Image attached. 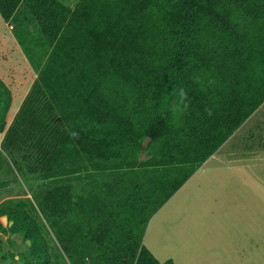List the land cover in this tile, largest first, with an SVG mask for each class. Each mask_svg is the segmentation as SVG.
<instances>
[{
	"label": "trees",
	"instance_id": "16d2710c",
	"mask_svg": "<svg viewBox=\"0 0 264 264\" xmlns=\"http://www.w3.org/2000/svg\"><path fill=\"white\" fill-rule=\"evenodd\" d=\"M88 1L80 0L74 10H69L52 0H0V11L5 19L14 20L18 28L16 36L22 45V39L30 36V33L21 36L23 30L20 24L23 25L26 18L31 17V21L34 20L40 30L48 34L54 30L59 33L61 28L47 66L36 79L2 142L3 149L12 156L21 177L48 174L52 169L62 173L88 166L103 168L134 164L138 156V153H134L135 147L139 148V156L143 151L142 154L157 161L187 158L203 163L214 153L216 146L222 145L232 129L229 132L224 130V137L214 139V147L208 148L201 156L176 152L181 142L196 135L199 122L202 128L207 124V118L202 122L198 118L207 109V104L196 110L197 116L190 118L183 115L174 119L168 115L170 104L166 100L175 82L186 74H201V69H196L203 67L202 61L198 60L200 67L191 66L188 69L189 57L199 59L204 56L203 61L211 57L217 70L224 75V83L234 84L236 78L247 72V87L251 91L244 106L246 113L239 118V122L255 110L264 98V25L250 36L249 43L243 41L248 54L242 55V62L234 54L236 40H243L247 33V28L238 20L237 10L240 4L254 0H103L102 7H106L107 13L123 8L124 18L118 25L107 24V18L104 22L92 21L94 14L89 10L94 7L90 4L91 0ZM81 30L84 38L78 39L80 45L74 48L72 42L78 38ZM82 54L89 58L85 65L80 60ZM141 54H146L145 58ZM65 57L74 58V61L65 63ZM55 73L64 75L61 80L65 83L58 90L48 79L49 75ZM68 82L73 85L69 92L75 94L71 102H75L74 111H78L80 106L82 110L76 116L90 121V129L85 130H90L91 137L82 138L84 129H73L70 124L73 121L69 119L71 115L64 113L69 104L68 98H59L58 94ZM190 88L195 89V86L191 83ZM95 89H102L110 96L94 94V98L85 99L86 95L80 94ZM110 98L115 104L107 102ZM139 106H148L149 113L156 106L159 109L143 124L142 131L132 133L130 128L124 130L121 120H126L128 113L136 116ZM116 109L127 111L116 115ZM241 110L235 113V117L239 116ZM228 121H223L226 124L221 125L222 129L227 128ZM169 122L170 127L166 126ZM114 129H121L124 136L107 137L108 132ZM102 137L107 141L104 138L101 142L97 141ZM133 156L135 160H132ZM194 171L162 173L164 176L158 179H165L163 185L151 189L145 186L146 179L143 177H153L155 173L107 177L113 181L121 178L122 189L127 188L130 195L134 193L137 196L144 191V202L137 207L131 221L109 222L111 233L119 236L115 242L116 249L94 237L97 229L91 227L90 224H94L91 217L70 215L68 210H62V202L58 203L56 209L50 208L49 202L41 195L44 188L55 192L57 188L62 190L60 186H63L77 201L83 188L74 185L73 181L40 187L34 191L33 199L57 235L70 264H160L141 248L146 226L143 224L145 210L150 204L155 207L168 201ZM97 179L108 180L104 177ZM74 190L75 195L72 194ZM9 213L19 214L23 220L27 218L25 212L10 210ZM109 214L119 219L117 213L114 215L110 211ZM109 214L106 210L102 211L100 219L107 220ZM29 224L36 239L44 243L34 221L29 220ZM82 226L85 227L83 231ZM110 227L106 229L109 231ZM88 230H91V234H86ZM99 230L102 231V228ZM68 233V238L63 239L62 236ZM76 234H81V238H76ZM164 264L173 263L168 261Z\"/></svg>",
	"mask_w": 264,
	"mask_h": 264
},
{
	"label": "rangeland",
	"instance_id": "374dc122",
	"mask_svg": "<svg viewBox=\"0 0 264 264\" xmlns=\"http://www.w3.org/2000/svg\"><path fill=\"white\" fill-rule=\"evenodd\" d=\"M172 1L170 0V2ZM90 4L94 8L87 7L90 8L89 13L94 14V19H92L94 22H104L107 18V24L118 25L124 18L123 8L107 13L106 7H102L103 0H91ZM237 12L241 25L247 28L245 38L236 40L237 45L234 46L236 59L242 62V55L248 54L245 52L243 41L249 43L250 36L257 33L264 25V2L258 3L254 0L248 4H240ZM55 31L48 34L39 30L36 37L39 42L36 45L40 53H26L27 56L33 55L31 65L25 63L24 59L21 58L22 53H19L18 50L12 47H8V50L0 49V70H3V85H5L4 87L0 82V264H70L57 235L50 228L33 199L34 191L40 187L57 186L60 183L71 181L74 185L82 187V193L77 201L76 197L69 195L63 186H60L62 190L57 188L55 192L44 188L41 195L49 202L50 208L56 209L58 203L62 202V210H68L70 215L74 213L85 218L91 217L94 224L90 225L93 230L97 229L94 237L100 238L107 246L110 245L114 248L119 236L111 233L109 222L112 223L114 220L118 222L121 220L131 221V218L136 214L137 207L144 202V191L138 193V197L134 193L130 195L126 191L127 188L122 189L121 178L113 181L107 177L155 173L153 177H143L146 179L145 186H149L151 189L163 185L165 179H158L164 176L162 173L195 170L192 177L188 179L189 181L187 180L168 201L155 207L153 204L148 205L143 223L146 226L141 241L143 245L141 248L147 250L160 264L168 261L173 264H181L180 261H184L183 259L191 261L190 257L193 260L196 254V228L202 227L205 220H212L214 217L213 214L210 215L212 213L211 204L214 203L209 197L218 196L217 194L220 193L219 196L226 198L228 190L224 191L218 188L240 186L242 181L254 183L256 180H261V185H264V98L255 110L239 122V118L246 113L244 106L251 91L247 87L249 82L247 72L246 75L236 78L234 84L232 82L230 84L224 83V75L217 70V65L211 57L205 58V61H203L204 56L199 59L189 57L188 69L191 66L200 67L198 60L202 61L203 67L196 69H201V74H186L175 82L166 100L167 104H170L168 115L174 119L183 115L190 118L197 116L196 110L207 104V109L198 116L201 122L207 118V124L202 128L199 122L196 135H191L188 140L181 142L176 152L182 151V154L185 155L201 156L208 148L214 147L212 142L214 139L220 136L219 140H221L224 137L222 134L224 130L229 132L232 129L222 145L216 146L213 150L214 153L212 152L213 154L203 163L187 158L175 161H157L153 160V157L150 158L142 154L143 151L139 156V148L135 147L134 153H138V156L136 160L134 156L132 157V160H135L134 164L112 165L103 168L88 166L62 173L52 169L48 174L21 177L15 169L16 163L12 156L6 149H3L2 142L20 112L23 102L36 83V79L41 76L47 66L48 58L61 34V28L59 33ZM0 38L3 39L1 40L2 45L10 46L5 33L0 34ZM80 38H84L82 30L75 41L72 42L69 37L67 39L73 43L75 48L80 45L77 43ZM141 55L145 58L146 54ZM34 56L38 57L35 59ZM80 60L82 65H85L89 58L83 55ZM73 61L74 58L70 57H65L64 60L65 63H72ZM63 77L64 75L55 73L49 75L48 79L58 90L65 83L61 80ZM191 83L195 89L190 88ZM141 84L144 86L143 83ZM72 86L68 82L64 90L58 94L59 98H68L69 104L64 109V113L71 115L69 119L73 121L70 123L73 129H84L81 132L82 138L91 137L90 130H85L90 129V121L76 116V114H81V106L75 112V102L71 104L72 97L75 95L69 92ZM80 94L86 95L85 99L94 98V94L95 96H110L102 89ZM107 102L115 104L111 98ZM70 105L72 106L70 107ZM158 109L159 106H156L149 113L148 106H139L136 116L134 113L133 115L128 113L127 119L121 120L123 129L130 128L132 133L142 131L143 124L147 122L151 114H156ZM240 109H242L241 113L235 117V113ZM124 111L127 110L116 109L115 113L118 115ZM226 119H229L227 128L222 129L221 125L226 124L223 122ZM166 126L170 127L171 122ZM106 136L113 139L116 136L122 137L124 135H122L121 129H114L109 131ZM103 138L107 141L105 137L97 141L101 142ZM248 172L259 174H247ZM258 176H261V179H258ZM103 177L108 180L97 179ZM93 178L96 179L87 181V179ZM72 194L75 195V190L72 191ZM140 198L142 199L140 200ZM214 199L216 203L217 199ZM222 202V200L218 201V203ZM10 210L25 212L27 218L23 220L19 214H10ZM104 210L108 214L110 211H113L114 215L117 213L119 219H114L109 214L107 220H101L99 215ZM29 220L34 221L37 230L45 241L44 243L38 238L36 239V234L30 227ZM85 224L88 226L87 223ZM207 224L210 227L212 222ZM100 227L102 231L99 230ZM106 227H110L109 231ZM83 229H85L84 226H82V231ZM63 232L67 233L66 230ZM88 233L91 234V230L86 231V234ZM80 235L76 234V238H81ZM68 236L69 233L62 237L65 239ZM209 238L210 236L207 237V239ZM47 256L48 258H46Z\"/></svg>",
	"mask_w": 264,
	"mask_h": 264
},
{
	"label": "crops",
	"instance_id": "0c3cea01",
	"mask_svg": "<svg viewBox=\"0 0 264 264\" xmlns=\"http://www.w3.org/2000/svg\"><path fill=\"white\" fill-rule=\"evenodd\" d=\"M52 1L64 8L74 10L80 0ZM20 25L23 30L21 36L30 33V36L22 39L23 45L16 36L17 26L14 20L5 19L0 11V34L7 35L10 45H2L3 39L0 38V49L8 50V47H12L18 50L22 53L21 58L25 63L31 65L33 55L27 56L26 53H40L36 45L39 42L36 37L40 26L34 20L31 21V17L26 18L23 25ZM37 57L34 56L35 59ZM2 73L3 70H0V82L4 84ZM247 174L259 173L248 172ZM254 178L257 177L254 176ZM258 179H261V176H258ZM231 188H218L228 190L226 198L219 196L220 193L217 194L218 196L209 197L214 203L211 204L212 213L210 214L214 217L212 220H205L202 227L196 228V254L193 260L190 257L194 263L183 259L184 261H180L181 264H264V185H261V180H256L254 183L242 181V185ZM214 198L217 199L216 203ZM219 200L223 202L218 203ZM208 222H212L210 227ZM208 236H210L209 239H207ZM181 243L184 244V242Z\"/></svg>",
	"mask_w": 264,
	"mask_h": 264
}]
</instances>
